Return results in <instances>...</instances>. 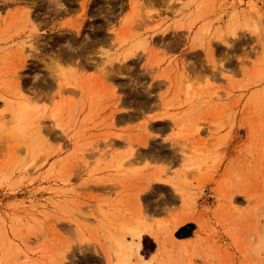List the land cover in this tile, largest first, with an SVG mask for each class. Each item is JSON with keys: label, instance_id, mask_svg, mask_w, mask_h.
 Returning a JSON list of instances; mask_svg holds the SVG:
<instances>
[{"label": "rangeland", "instance_id": "374dc122", "mask_svg": "<svg viewBox=\"0 0 264 264\" xmlns=\"http://www.w3.org/2000/svg\"><path fill=\"white\" fill-rule=\"evenodd\" d=\"M0 116V264H264V0H0Z\"/></svg>", "mask_w": 264, "mask_h": 264}, {"label": "bare ground", "instance_id": "6f19581e", "mask_svg": "<svg viewBox=\"0 0 264 264\" xmlns=\"http://www.w3.org/2000/svg\"><path fill=\"white\" fill-rule=\"evenodd\" d=\"M37 43H38V40L36 38H32L30 40V49L33 51L36 50V44ZM71 56H69V61H72V59H73ZM126 57H129V55H127ZM54 68L57 69L60 77L66 82V84H68L72 81H75L76 76L74 75V73L72 71H67V69H66L67 67L61 65L60 62L59 63L55 62ZM18 93L22 94L21 91ZM6 101L9 102V98H7ZM21 107L24 109L23 111H26V114L28 112H33L37 109V106H34V105L30 106L29 102L26 101V99L24 97H22V99H21ZM21 110L22 109H17V110L13 111L12 120H13V122H17L18 124H15L16 129H13L12 131H10V133L15 134V138L17 140L28 139L29 143L32 144L33 140L36 141L38 138L40 123L37 124L38 128L36 130H33L31 132H28L27 130L25 131V129L18 122ZM170 117H172V116H170ZM0 119L3 120V117L0 116ZM197 125H199V123H197ZM197 125L195 126L196 130L200 129L197 127ZM197 131H200V130H197ZM197 131H195V132H197ZM21 142L23 143V141H21ZM120 166H122V164H120ZM189 217H191V216H189ZM189 217L177 219L174 222V228L177 229L180 226L186 224L187 222H191L193 217L191 219ZM135 221H137V219ZM125 223L126 222H124V224ZM124 224H123V227L125 228V230L127 232L126 234H131L133 237V240L127 242L124 238L114 237V241L116 243L118 252L120 254L119 263L120 264H151L153 257H151L150 259H146L140 251L142 244H143V237H144V234H149V235L153 236L158 243L163 244V239H162L160 233L156 230H152L151 228L147 227L143 223H137V224L131 225L132 223L130 222L129 225L128 224L124 225ZM29 255H30L29 251L26 248V259L28 258ZM134 256L137 258V262L133 261L132 258ZM57 263H59L58 258H56L54 260V264H57Z\"/></svg>", "mask_w": 264, "mask_h": 264}, {"label": "crops", "instance_id": "0c3cea01", "mask_svg": "<svg viewBox=\"0 0 264 264\" xmlns=\"http://www.w3.org/2000/svg\"><path fill=\"white\" fill-rule=\"evenodd\" d=\"M186 238H188V239H189V238H191V237H188V236H187Z\"/></svg>", "mask_w": 264, "mask_h": 264}]
</instances>
